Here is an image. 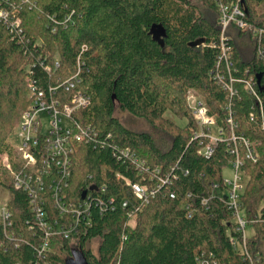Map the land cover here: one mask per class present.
<instances>
[{
	"label": "trees",
	"instance_id": "obj_1",
	"mask_svg": "<svg viewBox=\"0 0 264 264\" xmlns=\"http://www.w3.org/2000/svg\"><path fill=\"white\" fill-rule=\"evenodd\" d=\"M221 2L238 0H0V156L9 154L15 170L20 168L15 166L10 138L30 109V84L48 92L59 81L72 78L81 56L85 63L81 83L72 91L57 90L54 98L72 105L75 94L89 95L90 105L74 112L73 121L90 125L99 137L93 144H76L71 176L62 191L64 201L79 204L89 195H100L106 204L114 199V208L103 215L93 206L91 226L81 224L74 239L52 238L43 258L38 250L44 235L35 224L32 201L43 198L50 217L59 212L41 157L34 171L33 195L15 189L11 174L0 166V187L13 193L6 205L11 215L6 234L0 219V264H70L76 252L87 264H201L198 257L210 264H264L260 108L244 83L235 84L237 94L230 99L216 79L218 73L242 81L253 77L257 95L264 99V0L239 2L248 28L231 24L226 32L230 71L224 58L217 66ZM212 15L216 18L210 19ZM255 30L262 33L255 35ZM199 39L206 42L189 46ZM190 93L204 100L229 139L217 143L210 158L202 154L209 140L192 141L199 129ZM116 105L144 121L149 131L128 128L115 117ZM229 105L236 136L248 138L257 155L255 162L245 159L243 165L241 203L254 229L247 239L250 259L234 251L230 243L234 217L223 201L212 197L216 193L212 184L222 183L223 171L235 158L226 121ZM167 113L186 120V125H177L166 118ZM117 148L130 149L150 170L173 171L176 180L144 205L115 173L138 183L148 173L141 176L132 161L118 157ZM125 201L130 202L127 207ZM130 214L135 218L133 228ZM95 239L101 241L97 254L90 249Z\"/></svg>",
	"mask_w": 264,
	"mask_h": 264
},
{
	"label": "built area",
	"instance_id": "obj_2",
	"mask_svg": "<svg viewBox=\"0 0 264 264\" xmlns=\"http://www.w3.org/2000/svg\"><path fill=\"white\" fill-rule=\"evenodd\" d=\"M238 0L236 3H224L218 4L220 12V25L222 27L221 38V54L219 56V62L217 66H220L222 59L224 58L230 71L231 63V49L227 44L226 32L231 24L241 30H246L247 24L244 20V11L240 6ZM255 35H260L262 32L255 30ZM57 67L59 63H56ZM85 67L81 56L77 58L76 72L71 79L66 81H59L57 87H51L48 92L39 90L34 84H30V109H28L22 118L20 124V141L21 146L19 151L23 162H19L18 170H15L13 164L8 161L5 164L9 173L11 174L12 184L15 189H24L30 192V195L34 193V171L38 165V155L41 157L44 170L52 181L53 201L55 204V210L59 212L57 217H50L45 211V201L43 198L35 197L32 201V212L35 214V224L39 230L43 233L38 253L45 258L49 248L50 240L57 236H62L64 239H74L77 230L82 224L83 227L91 226L93 211L92 207L96 206L100 210V214L103 215L108 209H113L114 199L111 198L106 204L102 200L100 195H89L81 203H71L69 205L64 201L63 189L67 188L68 180L71 176L72 168V156L75 152L76 144L86 143L93 144L98 140V132L90 125L82 126L79 123L73 121V113L79 109L87 108L91 103V98L86 93L79 92L75 94L72 100V105H62L58 99L54 98L55 92L59 89L65 91L75 90L77 85L81 83L83 79L81 77L82 70ZM230 74V72H229ZM228 77V76H227ZM216 79L225 86L224 88L230 93V99L237 94L235 88L236 83H244L245 89L254 96L257 97L258 106L260 108V118L262 119L261 128L264 130V99L257 95L255 90L256 82L253 77L248 80H237L231 74L229 79L223 76L222 73H218ZM189 105L192 110L194 120L198 126L197 132L194 134L193 140L205 139L209 140L202 150V154L206 158H210L214 154L215 145L217 143L225 142L229 140L226 136L224 128L217 125L216 120L209 114L208 107L204 100L197 95L189 94ZM227 109L230 111L227 123L231 126L230 140L233 143L231 153L234 155V160L230 163V166L234 170L233 180L223 178L222 183H213L212 189L216 192L212 197H218L223 201L227 211H229L234 217V231L235 234L230 235V243L234 251L243 256L244 259L248 258L249 251L247 246V239L249 236L246 234L247 227L249 226L245 213L242 208L241 196L245 188V176L243 173L244 161L250 160L255 162L257 159L256 150L251 141L246 137H237L234 130L236 125L232 119L231 106ZM47 113L51 128L47 132H43V122L40 118V114ZM63 118L67 119L71 123V128L63 125ZM251 122L256 123L257 117L251 114ZM117 150H119L117 148ZM244 150V155H241V151ZM118 157L127 158L140 171V175L148 173L144 178L143 183L133 182L130 178L125 177L120 172L115 173V177L118 180L124 181V183L131 188L133 195L143 202L144 205L149 204L150 200L155 198L161 190L167 186L169 187L176 175L172 171L170 174H163L160 169L150 170L145 166V163L136 158L130 149L119 150ZM17 159H19V153H16ZM188 172L185 173V175ZM60 177L58 180L55 178ZM148 181V182H147ZM171 198H175L174 193H170ZM130 202H123V206L127 207ZM203 203H207L206 200ZM10 213L5 206L0 210V219L2 222V228L6 234L7 229L11 226L9 223ZM130 222L132 219L135 222L133 214H130ZM129 225L132 227V225ZM86 225V226H85ZM134 227V226H133ZM132 227V228H133ZM9 240H14L13 235L7 234ZM126 239V238H125ZM198 262L201 264H210L209 261H203L198 257Z\"/></svg>",
	"mask_w": 264,
	"mask_h": 264
},
{
	"label": "rangeland",
	"instance_id": "obj_3",
	"mask_svg": "<svg viewBox=\"0 0 264 264\" xmlns=\"http://www.w3.org/2000/svg\"><path fill=\"white\" fill-rule=\"evenodd\" d=\"M204 12L207 14V11L205 9H204ZM214 17L216 18L215 15L209 16L210 19L211 18L213 19ZM165 116H166V118L173 120L177 125H179L181 127H184L187 123L186 120L179 119V118L173 116L171 113H167ZM115 117L118 120H120L123 124L128 126V128L130 127V128H133L136 130H142V131L149 129V126L144 121L137 120V119L133 118L129 113L121 111L119 105H116ZM40 118H41V120L43 122V126H44L43 132H47L51 128L49 116L47 113H42V114H40ZM63 125L71 128V123L67 119H64V118H63ZM20 133L21 132H20V125H19L10 138V144H12L14 151L16 153L17 152L19 153V159H17L16 155L14 154L15 155V160H14L15 166H18L19 162H23L21 152L18 150L19 147L21 146ZM7 159L9 160L10 163H12L9 154L5 153L2 156H0V166L2 168L5 167L6 170H8L7 167L5 166V164H8ZM223 178L228 179V180H233L234 170L232 169L231 166L227 167L223 171ZM12 198H13V193L9 188L4 187V186L0 187V210L2 208H4L7 205V203L12 200ZM130 224L132 225V227L135 226V222L133 219L130 222ZM253 231H254L253 227L248 226L247 230H246L247 236L250 237L253 234ZM100 242H101L100 239H95L91 242L90 249L94 252V254L98 253Z\"/></svg>",
	"mask_w": 264,
	"mask_h": 264
},
{
	"label": "water",
	"instance_id": "obj_4",
	"mask_svg": "<svg viewBox=\"0 0 264 264\" xmlns=\"http://www.w3.org/2000/svg\"><path fill=\"white\" fill-rule=\"evenodd\" d=\"M206 42L205 39H199L197 41L191 42L189 44L190 47H200ZM93 190V188H91ZM86 194V193H85ZM85 194H83L82 198L85 197ZM70 264H87L85 258L82 254L79 252L74 253V259L70 262Z\"/></svg>",
	"mask_w": 264,
	"mask_h": 264
}]
</instances>
